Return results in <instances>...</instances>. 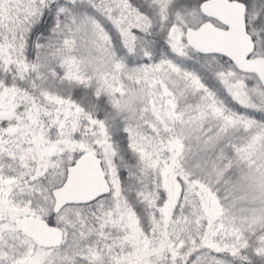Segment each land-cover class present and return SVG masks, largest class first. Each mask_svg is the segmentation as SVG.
Masks as SVG:
<instances>
[{
    "label": "snow or ice",
    "instance_id": "6c2138e0",
    "mask_svg": "<svg viewBox=\"0 0 264 264\" xmlns=\"http://www.w3.org/2000/svg\"><path fill=\"white\" fill-rule=\"evenodd\" d=\"M0 264H264V0H0Z\"/></svg>",
    "mask_w": 264,
    "mask_h": 264
}]
</instances>
